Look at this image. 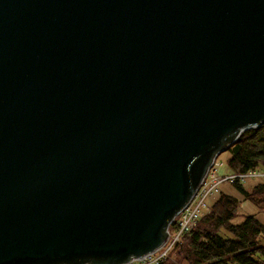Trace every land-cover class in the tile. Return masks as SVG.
Listing matches in <instances>:
<instances>
[{"label": "water", "instance_id": "obj_1", "mask_svg": "<svg viewBox=\"0 0 264 264\" xmlns=\"http://www.w3.org/2000/svg\"><path fill=\"white\" fill-rule=\"evenodd\" d=\"M262 125L264 0H0V264L156 251Z\"/></svg>", "mask_w": 264, "mask_h": 264}, {"label": "trees", "instance_id": "obj_2", "mask_svg": "<svg viewBox=\"0 0 264 264\" xmlns=\"http://www.w3.org/2000/svg\"><path fill=\"white\" fill-rule=\"evenodd\" d=\"M226 152L229 153L227 164L231 174L264 171V125L244 132ZM234 187L243 201L264 210L263 182H257L251 190L245 185L234 184ZM240 205L238 198L218 194L195 227L170 253L174 260H169V256L162 264H177V261L179 264H264V245L261 243L264 226L254 216L234 224ZM86 260L76 264H88L93 258ZM74 261L63 264H75Z\"/></svg>", "mask_w": 264, "mask_h": 264}, {"label": "built area", "instance_id": "obj_3", "mask_svg": "<svg viewBox=\"0 0 264 264\" xmlns=\"http://www.w3.org/2000/svg\"><path fill=\"white\" fill-rule=\"evenodd\" d=\"M216 162L217 160H215L213 165L209 167L207 174L194 193L193 197L190 199L189 203L169 223L166 230L167 234L172 226H174V230L179 227V230L183 234L191 231L195 227L197 220L203 214V211L207 209L209 199L220 193L221 185H244L249 180H260L264 182V171L260 170H252L247 173H237L224 176L219 175L217 168L215 167ZM216 173L219 176H217ZM209 175L213 177L212 183H208L209 181H207ZM166 239L161 248L159 250L157 249L156 252L154 251L146 254L142 258H134L125 264H162L169 258L170 250L179 242V237L176 236L172 245L164 251Z\"/></svg>", "mask_w": 264, "mask_h": 264}, {"label": "rangeland", "instance_id": "obj_4", "mask_svg": "<svg viewBox=\"0 0 264 264\" xmlns=\"http://www.w3.org/2000/svg\"><path fill=\"white\" fill-rule=\"evenodd\" d=\"M250 129H252V128L245 129L244 131L241 130L243 132L239 131L237 134H239L240 132L241 133L239 135H237V134L234 135V137H233L234 141L237 140L239 137H241L244 132H247ZM226 151L221 153V155L218 158V161L216 162V165H215V167L217 168L218 174L222 175V176L230 175L232 173V171L230 170V168H229V166L227 164L229 153L226 152ZM218 174L216 173L217 176H219ZM207 181H209L208 183H212L213 177L209 175L208 178H207ZM257 182H259V181L258 180H249L248 183L245 184V188L247 190H251L253 188L254 184H256ZM220 192L221 193H225L226 195H230V196H233L235 198H238L241 201L240 210H239V216L233 221L234 224H241L248 216H254L264 226V210L259 211L260 209L258 207H256L253 203H251L249 201H243V198L238 193V191L234 187V185L223 184V185L220 186ZM217 196L209 199L208 205H209V203L211 205L213 203V201L216 199ZM185 234L186 233H184V234L181 233V231L179 230V227L174 230V226H172L169 229L168 234H167L166 245H165L164 251L167 250L172 245V243L174 241V238L176 236L179 237V242L177 243V245L179 243H181V241H182L183 237L185 236ZM261 243L264 245V234H263V236L261 238ZM174 248L175 247H173L170 250L169 253H171ZM169 260H172V261L174 260V259H172V255H170ZM177 264H179L178 261H177ZM183 264H185V263H183Z\"/></svg>", "mask_w": 264, "mask_h": 264}, {"label": "bare ground", "instance_id": "obj_5", "mask_svg": "<svg viewBox=\"0 0 264 264\" xmlns=\"http://www.w3.org/2000/svg\"><path fill=\"white\" fill-rule=\"evenodd\" d=\"M160 248H161V247H160ZM160 248H159V249H160ZM159 249H158V250H159ZM155 252H156V251H155ZM122 264H125V263H122Z\"/></svg>", "mask_w": 264, "mask_h": 264}]
</instances>
